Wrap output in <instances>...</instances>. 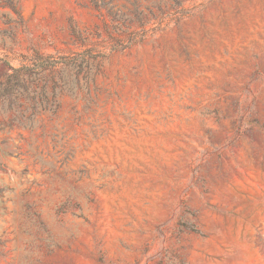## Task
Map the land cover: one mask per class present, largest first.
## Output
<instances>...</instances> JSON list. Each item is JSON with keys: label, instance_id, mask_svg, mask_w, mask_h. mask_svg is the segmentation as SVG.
<instances>
[{"label": "rangeland", "instance_id": "rangeland-1", "mask_svg": "<svg viewBox=\"0 0 264 264\" xmlns=\"http://www.w3.org/2000/svg\"><path fill=\"white\" fill-rule=\"evenodd\" d=\"M101 2L0 0V79L96 69L0 111V264H264V0Z\"/></svg>", "mask_w": 264, "mask_h": 264}, {"label": "trees", "instance_id": "trees-1", "mask_svg": "<svg viewBox=\"0 0 264 264\" xmlns=\"http://www.w3.org/2000/svg\"><path fill=\"white\" fill-rule=\"evenodd\" d=\"M89 1L96 10H100L104 6L101 0ZM9 6L16 12L14 3H10ZM183 16L184 14H182ZM73 35L76 36L75 33ZM145 36L146 31L144 30L131 32L124 43L113 49L119 51L128 49L130 46L142 42ZM94 58L95 56L88 52L63 57L40 56L34 53L24 59L25 65L19 68L9 67L8 72L0 79V111L2 113L19 111L22 117L30 113L27 122L32 127L35 116L41 112L54 114L58 107L54 100L48 99L47 86L49 83L56 88L59 80H62L58 76H68L76 81L81 74L88 81L93 82L96 74L94 73L96 69L58 68L87 67L89 59Z\"/></svg>", "mask_w": 264, "mask_h": 264}]
</instances>
